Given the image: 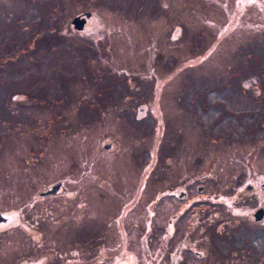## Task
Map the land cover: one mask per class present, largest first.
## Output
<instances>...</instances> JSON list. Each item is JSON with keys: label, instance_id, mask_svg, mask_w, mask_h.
Instances as JSON below:
<instances>
[{"label": "rangeland", "instance_id": "374dc122", "mask_svg": "<svg viewBox=\"0 0 264 264\" xmlns=\"http://www.w3.org/2000/svg\"><path fill=\"white\" fill-rule=\"evenodd\" d=\"M120 1L124 7L118 14L112 11L114 20L107 17L112 31L103 37L100 50L76 46L78 51H72L78 42L62 33L63 29L57 32V23L64 26L72 13L69 0H58V12L55 0H0V211L10 210L16 217L0 228V239L5 241L0 245V264L8 260L19 264L23 259L24 264H36L44 258L49 259L47 264H130L131 253L133 264H160L161 258V264H172L165 259L169 253L177 258L184 243L190 250L186 251L192 252L184 264H228L226 255L215 261L198 260L195 255L214 253L217 247L227 252L226 234L219 232L217 224L205 230L212 237L201 233L200 227L198 233H189L186 242L169 249L173 224L167 235L157 228L152 233L146 202L183 177L182 158L189 157L187 172L207 173L209 169L202 165L216 154V145L203 141L196 133L201 131L192 123V113L207 122L211 100L192 89L193 78L220 82L231 77L229 82L244 77L243 70L235 68L238 61L233 57L234 66L229 63L230 54L222 51L221 43L212 50L219 25L212 20L208 24L207 17L213 13L205 18L199 12L205 13L197 5L202 0H164L165 6L162 0ZM78 4L89 5L88 0ZM30 5L45 14L38 19L37 32L34 21L22 30L24 18L36 19V14L28 11ZM95 7L106 10L108 4L102 1ZM219 12L224 18V11ZM112 65L116 68H110ZM122 68L129 71L122 72ZM102 72L104 79L97 80ZM3 78L6 84H2ZM97 82L110 83L105 87ZM148 83L154 88L151 102L157 105L159 101L162 108L151 117L156 118L146 122L136 116L133 121L134 113L127 114L121 106L119 114V102L133 107V86L140 96ZM225 91L234 92H221ZM186 92L192 96L190 112L177 100L189 98L182 96ZM84 105L88 107L85 113ZM244 105L245 99L239 100L233 108V145L224 147L234 149L235 156L246 155L249 168L257 163L263 172L264 131L255 133L249 127L250 134H245L237 126L245 128V123L251 125L261 117L248 116ZM85 115L90 118L84 119ZM162 116L167 120L161 122ZM107 143L110 145L105 148ZM217 167L223 179L217 185L211 182L209 188L222 189L224 196L219 201H231L200 222L234 221L248 213L250 224L237 234L241 241L248 240V247L233 252L251 255L253 247L261 250L260 243H264V229L256 228L252 220L255 194L264 200V191L263 195L259 192L263 180L253 191H246V185L254 182L232 176L243 168L230 164L225 154ZM81 172L88 175L78 182L83 187L73 185L76 182L65 176ZM58 181L69 185L68 195L38 201L39 192ZM82 195L83 205L79 200ZM132 196L133 224L126 214ZM243 198H248L251 209L238 208L235 201ZM25 204L39 205L31 209L27 227L17 219ZM45 207L52 209L53 219L35 227L31 218L38 219ZM165 210L167 216L177 211L172 203ZM185 218L187 225V215ZM258 226H264V218ZM191 228L186 226L184 235Z\"/></svg>", "mask_w": 264, "mask_h": 264}, {"label": "flooded vegetation", "instance_id": "af4514ba", "mask_svg": "<svg viewBox=\"0 0 264 264\" xmlns=\"http://www.w3.org/2000/svg\"><path fill=\"white\" fill-rule=\"evenodd\" d=\"M69 1L72 13L67 16L68 18L64 26L60 27L57 23V32L59 28L63 29L62 33H64L67 37H72V39L78 42L77 45H73L74 48L72 51H78L77 47H85L87 50L91 48L93 51L100 50V43L105 42L103 37L110 35L112 31L109 28L107 17L113 21L114 16L111 15L112 11H115V13L118 14L121 8L124 7L123 4L120 0H88L89 5L84 6L78 4V2L81 0H77L75 4L72 2L73 0ZM102 1L108 4V9L99 10L95 7ZM162 1L165 6L166 2L164 0ZM55 3L58 12V8L60 7L58 0H55ZM197 5L200 6L199 8H201V6L203 7L205 13L202 11L199 12H201L205 18L207 15L213 13L211 16L207 17L209 20L208 24H210V21L212 20L217 26L219 25L218 28L215 29L216 36L214 38L215 42L212 43V50H214V48L219 46V43H221L222 46L220 48L222 51L228 52L230 54L229 63L234 66L235 63L233 62L232 57L236 59L238 62L236 63L235 68L242 69L244 77H235L229 82L227 81L230 80L231 77H228L220 82H214L211 80V78L205 77L193 78L194 83L192 84V89L198 91V94L203 96L205 99L211 97V100L209 101L210 106L207 112V122L200 120L198 114L192 113V116L195 117V120L192 123L201 131L196 133L199 134V137L203 141H209L216 145L215 148H213V150L216 151V154L214 155V158L211 160V162L207 164L203 163L202 165V168L209 169L207 173L201 172V170L197 172H187L191 167V165L187 163L189 157L181 159L183 170L181 173H183V177L179 178V180L173 184L167 186L168 189H164V191L159 195L153 194L152 197L147 199V224L150 230H152V233L154 228L164 229L163 235H167V228L170 224H173V230L168 240L171 238H175V240H177L180 235L183 236L186 225V215L187 221H189V223L194 228L192 230L193 233L198 227H202L201 233L209 234L205 230L208 227H211L212 224H217L220 227L218 228L219 232L226 234L225 238L228 240L227 252H225L222 248L217 247V250L214 253L210 252L206 255H203L202 253L197 252V254H195L196 258L198 260H202L201 258L203 257L205 260L215 261L226 255L228 264H234L233 259L237 254L234 253L233 250H245L248 247V240L245 239L243 242L237 237L239 231H241L243 228H246L250 224V221L246 217L248 213H246L244 217H235L237 220L234 221L216 220L211 221L210 223H206V221H200L202 217L209 219V217L213 216L214 212L213 209L209 207V203L222 202L219 201V198L224 196L222 189H210L209 185L214 181L217 185L219 181L223 179L221 172L217 171V164L223 154H225V158L230 164H236L239 168H243L240 171L234 172L232 176H238L236 177L237 179L254 182L253 185H246V191H253L256 187V184L259 185L260 180H263V182L260 183L261 187L259 191L263 195L262 191H264V171L262 172L261 166L259 167L256 163L252 165L251 168H249V164L246 162V155L241 154V156H235L236 153L234 152V149L226 150V147L224 146L227 144L233 145L231 115L236 102L239 100L242 101L245 99L244 108L247 109L248 116L261 117L259 120H257V122H259L261 130L264 131V0H202V2L197 3ZM131 6H133V1ZM84 7H89V9ZM222 10L224 11V18H221V13L219 12ZM28 11H33L36 14V19L32 20L31 18H24L22 30L27 27H31V23L34 21L33 28L34 31H36L37 27H39L38 19L41 17L40 15H45L43 13L44 11H38L32 5L29 6ZM215 14L216 17L212 18L215 16ZM74 17L78 18L73 23ZM197 64L199 63L197 62L196 65ZM113 67L114 65H112L110 68ZM110 68H108V71L115 73L114 69L116 67H114L113 70H109ZM125 70L128 69L122 68L120 71L125 72ZM102 74L103 72L97 80L104 79H101ZM2 80V84H6V79L3 78ZM234 80H239V82H235ZM109 83L110 82H105L102 84L97 82L99 86L104 85L105 87H107ZM146 89L147 91L143 95L141 94L139 96V94L135 92L136 89L133 86V107L126 108L119 102V108L117 112L121 114V107H123L127 114L134 113L133 121H135V117L138 116L140 117V120L152 122V120L156 118H151L155 111H161L162 108L159 101L157 105L151 102V100L154 99V96L152 97V92L154 90L153 86H150V83H148ZM223 90H232L234 92H221ZM243 91H246L247 96H243ZM158 95L160 96L161 93ZM182 96H189V98H181V96L177 97L178 103H182L187 108V111L190 112V109H193L192 96L189 94V92L183 93ZM118 97L119 96H117L116 100H120ZM96 105H100V103L97 102ZM87 110L88 107L84 105L83 112L85 113ZM237 112H239L238 109ZM88 118H90L89 115L84 116V119ZM159 119L161 122L167 120V118L164 116L159 117ZM162 126L165 129L166 126L164 124H162ZM237 126L238 128L243 129V127L239 125ZM245 126L246 129L251 127L248 122L245 123ZM109 145L110 143H107L104 145V147L108 148ZM197 160L199 161L200 157H198ZM260 173L263 174V177ZM65 176L68 177L69 181L76 182V184L73 185H80L83 187V184H79L78 182H83V179H85L88 175L84 172H81L68 173ZM198 181L209 182V184H196ZM56 185L58 186L55 187ZM62 185V181H58L47 190L49 191L56 188V191H50V193H46L47 191L43 190L40 191V197L38 201L45 202L46 200L56 196L66 197L70 191L69 185L67 183L66 186L63 185L62 187ZM181 186L182 189H180ZM144 187L145 184H143L142 191ZM257 193L254 196L256 200L253 201V204L256 203L257 207L252 212V220L257 225L256 228L263 230L264 226L260 227L258 224L262 222V219L264 218V207L260 206L258 202H262L264 204V200L259 195V193ZM79 197L80 203L83 205V203H85V195ZM140 197L141 195L138 197L139 201ZM235 202L238 204V208L241 210L247 211V208L251 209L252 207H249L248 198H243L241 201ZM169 203H172L173 208L177 209V211L171 216H167L169 212L166 213L165 210ZM38 206L39 205L28 207L25 204L21 208V216H19L17 219H19L27 227L29 223L28 218L30 212L32 211L31 209H34ZM190 207H194L195 209L193 211H189L188 208ZM259 209L263 210L262 218L260 220H255L254 213ZM44 211L45 213L41 214L38 219L35 220L31 218V220L35 222V227L40 224H45L49 220L53 219L52 209L50 207H45ZM126 214L129 215V218H131V224H133V196L131 197L130 201V209L126 212ZM188 216L190 218H188ZM15 218L16 217L14 213L10 210L5 212L0 211V228L1 226L2 228L6 227V224L9 223L11 219ZM229 224H235V226H228ZM80 232H83V230H80ZM187 234L189 237V233ZM185 239L186 235L182 237L180 242H184L183 240ZM2 240L3 239H0V245L5 243V241ZM205 241L206 240L204 239L203 242ZM208 243H210V241H207V244ZM260 245H262L263 248L258 250L253 247V254L251 255H237V260L241 258L240 264H264V243H260ZM173 248L174 246L172 249ZM185 249H189V247H186L184 243L183 250ZM189 255L190 254L187 255L186 253L180 252L177 254V258H173V256L169 253L165 261L172 264H184ZM211 256H213V258ZM216 256L217 258L214 259ZM24 260L25 259L21 261L18 260L21 262L19 264H24ZM48 260V258H44L35 263L47 264ZM130 261V264H133V253H131ZM161 263L162 258L160 259V264ZM7 264H9V260Z\"/></svg>", "mask_w": 264, "mask_h": 264}, {"label": "trees", "instance_id": "16d2710c", "mask_svg": "<svg viewBox=\"0 0 264 264\" xmlns=\"http://www.w3.org/2000/svg\"><path fill=\"white\" fill-rule=\"evenodd\" d=\"M251 127L255 130V133L258 132V131H262L259 122H254L253 124H251ZM240 130H241L243 133H245V134H250L249 131H248V129H246V128H243V129H240ZM253 137L256 138L255 136H253ZM230 201H231V199L226 200V201H223V200H222V202H218V203H209L208 205H209V207H210L211 209H213V210H215V211L217 212V210H218L221 206H225V207H227V204H228ZM186 226H192V225H191L190 223H188L187 225H185V228H186ZM193 229H194V228H193V226H192L191 230H189L188 233H193V232H192ZM199 230H200V228L198 227V228L196 229V233L199 232ZM184 234H185V231H184ZM184 234H183V236H184ZM183 236L180 235L179 238H178L177 240H175V238H171V239L169 240V244H168L169 249H170L171 247L175 246L176 244H178V243L180 242V240L182 239ZM190 236H191L190 234H189V237H188V234H186V239H187V238H190ZM195 236H196V235H195ZM186 239L183 240V241L186 242ZM207 241H209V240L207 239ZM201 243H204V242L202 241ZM169 249H168V250H169ZM186 250L190 251L189 249H185V250H182L181 252H182V253H186L187 255H188V254L192 255V252H188V251H186ZM188 257H189V256H188ZM188 257H187V258H188ZM233 262H234V264H240V263H241V258H239V259L237 260V255H236V256L234 257V259H233Z\"/></svg>", "mask_w": 264, "mask_h": 264}, {"label": "water", "instance_id": "95a60500", "mask_svg": "<svg viewBox=\"0 0 264 264\" xmlns=\"http://www.w3.org/2000/svg\"><path fill=\"white\" fill-rule=\"evenodd\" d=\"M77 18H78V17H74V18H73V23H74V21L77 20ZM57 186H58V185H56L55 187H57ZM50 191H51V192L56 191V188H54V189H52V190H49V191H47L46 193H50ZM262 214H263V210H262V209L257 210V211L254 213L255 220H260V219L262 218Z\"/></svg>", "mask_w": 264, "mask_h": 264}]
</instances>
